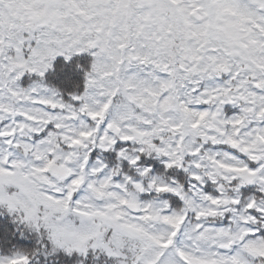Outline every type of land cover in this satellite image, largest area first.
<instances>
[{
    "label": "snow or ice",
    "instance_id": "1",
    "mask_svg": "<svg viewBox=\"0 0 264 264\" xmlns=\"http://www.w3.org/2000/svg\"><path fill=\"white\" fill-rule=\"evenodd\" d=\"M0 264H264V0H0Z\"/></svg>",
    "mask_w": 264,
    "mask_h": 264
}]
</instances>
